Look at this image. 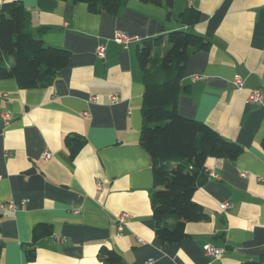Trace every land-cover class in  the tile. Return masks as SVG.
<instances>
[{"label":"crops","instance_id":"0c3cea01","mask_svg":"<svg viewBox=\"0 0 264 264\" xmlns=\"http://www.w3.org/2000/svg\"><path fill=\"white\" fill-rule=\"evenodd\" d=\"M8 1L16 0L0 4ZM19 1L26 29L71 58L48 88L20 90L15 80L0 79V205L18 207L0 211V264H106L99 258L103 247L124 264L258 260L264 254V0H172L169 11L127 0L116 15L92 14L70 0ZM187 10L198 12L197 23L181 21ZM174 30L210 43L186 59L177 113L242 153L236 160H206L208 179L193 199L208 219L184 223L183 240L162 244L150 204L152 161L138 141L144 86L135 50L142 40ZM118 32L135 40L118 44L112 40ZM100 45L103 58L96 55ZM254 90L260 103L250 101ZM68 137L84 141L75 156ZM45 151L50 160L41 158ZM225 202L230 207L222 212ZM121 213L128 217L119 233ZM38 224L51 233L32 244ZM204 245L223 253L207 257Z\"/></svg>","mask_w":264,"mask_h":264},{"label":"trees","instance_id":"16d2710c","mask_svg":"<svg viewBox=\"0 0 264 264\" xmlns=\"http://www.w3.org/2000/svg\"><path fill=\"white\" fill-rule=\"evenodd\" d=\"M83 3L92 14L116 15L127 0H70ZM172 8V0H140ZM167 11V12H168ZM169 13V12H168ZM26 11L19 0L0 4V79L15 80L18 88H48L60 71L68 65L71 54L61 48L45 46L42 40L26 29ZM181 21L197 23L198 12L180 14ZM210 43L194 33L174 30L166 36L141 41L136 57L144 86L139 144L152 161L153 191L150 193L155 234L162 244L178 243L185 238L183 224L208 219L203 207L194 202L197 188L208 179L205 162L208 158L236 160L242 149L226 140L204 123L178 114V98L185 62L189 54L207 51ZM84 141L68 137L70 154H75ZM264 148V139L262 141ZM51 227L38 224L32 230V244L49 236ZM28 260L34 258L27 251ZM106 264H124L113 250L101 248ZM241 264H264V254L258 260Z\"/></svg>","mask_w":264,"mask_h":264},{"label":"built area","instance_id":"2783aa9c","mask_svg":"<svg viewBox=\"0 0 264 264\" xmlns=\"http://www.w3.org/2000/svg\"><path fill=\"white\" fill-rule=\"evenodd\" d=\"M113 41H115L116 43L118 44H122V45H126L128 44L129 42L135 40V38L133 36H129L125 33H122V32H118L114 35V37L112 38ZM104 52H105V47L103 45H100L97 47L96 49V55L100 58H103L104 57ZM195 80H201L202 77H194ZM235 84L236 86L238 87H241L242 85V82H241V79L239 77H236L235 79ZM250 98V101L252 102H256V103H260L261 100H262V97H261V94L258 90H254L252 93H251V96L249 97ZM110 102H114L116 101V96H111L110 97ZM2 119L5 123V125H8L9 123V119H10V116L9 114L5 113L2 115ZM51 153L48 152V151H45L42 153L41 155V158L45 159V160H50L52 157H51ZM242 175V177H247L246 174H240ZM230 207V204L228 202H225V203H222L219 205V209L222 211V212H226L228 210V208ZM16 208L17 205H15L14 203L12 204V202L10 203H5V204H1L0 205V211L3 210V209H6V210H9V211H16ZM127 217L128 215L126 213H121L119 214L116 218V225H117V230L119 233L122 232V230L124 229V225L127 221ZM223 250L222 249H219V248H216L214 246H211V245H204L203 246V252L204 255L207 257H214V258H217V257H220L222 255V252Z\"/></svg>","mask_w":264,"mask_h":264}]
</instances>
